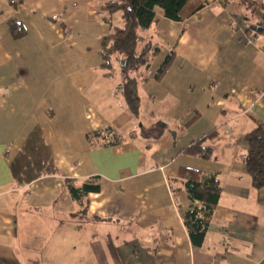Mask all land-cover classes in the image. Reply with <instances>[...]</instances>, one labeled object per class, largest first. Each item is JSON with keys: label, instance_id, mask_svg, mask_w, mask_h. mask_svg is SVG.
<instances>
[{"label": "crops", "instance_id": "obj_1", "mask_svg": "<svg viewBox=\"0 0 264 264\" xmlns=\"http://www.w3.org/2000/svg\"><path fill=\"white\" fill-rule=\"evenodd\" d=\"M14 1L0 0V264H264V185L244 161L245 135L264 132V34L247 31L264 0H215L182 21L157 13L138 31L140 48L159 50L132 74L137 114L116 57L103 67L120 22L107 0ZM35 130L53 170L20 181ZM213 131L208 158L183 152ZM181 169L220 187L200 246L184 215L201 203ZM86 181L98 190L74 200L66 185Z\"/></svg>", "mask_w": 264, "mask_h": 264}, {"label": "trees", "instance_id": "obj_2", "mask_svg": "<svg viewBox=\"0 0 264 264\" xmlns=\"http://www.w3.org/2000/svg\"><path fill=\"white\" fill-rule=\"evenodd\" d=\"M215 0H107L105 10L109 15L119 13L120 22L118 25L111 24L112 31L102 41L101 55L104 59V68H111L112 57H116L115 62L119 65L122 75V93L125 102L133 114H137L139 97L137 95V78L132 75L138 72L140 67H148L151 60L157 54L159 48L147 42L140 48V38L138 31L147 29L156 19L157 13L172 21H182L202 8L210 5ZM13 4H17L14 1ZM255 10V7H252ZM12 32L20 36L23 31L19 23L10 22ZM247 31L255 34H264V13L258 23H253ZM172 55L168 54L160 64L155 78L159 79L171 62ZM115 59V58H114ZM165 124L158 122L151 128L152 131L161 133ZM152 133V132H151ZM216 131L206 135L204 138L193 142L184 153L189 155H200L203 158L209 157V150L202 146L204 140L214 137ZM247 152L244 158L247 172L252 179L255 188L264 185V132L261 126H256L245 135ZM37 130L28 137L20 158L18 178L30 181L53 170L50 163H46ZM180 176L184 178L185 189L191 201L197 200L200 207H193L184 215V224L187 227L189 237L196 246L202 243L209 218L217 203L220 187L215 175L202 174L191 169H181ZM69 182V181H67ZM70 196L80 201L88 192L98 190V185L89 181L82 183L79 187H74L68 183L66 185Z\"/></svg>", "mask_w": 264, "mask_h": 264}, {"label": "rangeland", "instance_id": "obj_3", "mask_svg": "<svg viewBox=\"0 0 264 264\" xmlns=\"http://www.w3.org/2000/svg\"><path fill=\"white\" fill-rule=\"evenodd\" d=\"M115 18H116V19H115L116 21H115V23H114V24H115V25H117V24H119V22L117 23L118 17H117V16H115ZM140 31H142V30H140Z\"/></svg>", "mask_w": 264, "mask_h": 264}, {"label": "built area", "instance_id": "obj_4", "mask_svg": "<svg viewBox=\"0 0 264 264\" xmlns=\"http://www.w3.org/2000/svg\"><path fill=\"white\" fill-rule=\"evenodd\" d=\"M10 3L11 4H13L14 3V0H10ZM2 93H1V91H0V95H1Z\"/></svg>", "mask_w": 264, "mask_h": 264}]
</instances>
